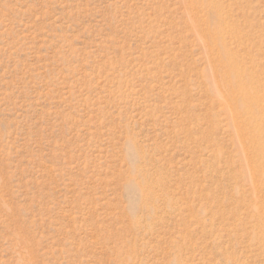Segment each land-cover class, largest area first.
Segmentation results:
<instances>
[{
    "label": "rangeland",
    "instance_id": "rangeland-1",
    "mask_svg": "<svg viewBox=\"0 0 264 264\" xmlns=\"http://www.w3.org/2000/svg\"><path fill=\"white\" fill-rule=\"evenodd\" d=\"M0 264H264V0H0Z\"/></svg>",
    "mask_w": 264,
    "mask_h": 264
},
{
    "label": "bare ground",
    "instance_id": "bare-ground-1",
    "mask_svg": "<svg viewBox=\"0 0 264 264\" xmlns=\"http://www.w3.org/2000/svg\"><path fill=\"white\" fill-rule=\"evenodd\" d=\"M233 68H235V66H233ZM241 90L246 91V90L243 89V88H241ZM250 100H252V101H257V98L254 97V96H250Z\"/></svg>",
    "mask_w": 264,
    "mask_h": 264
}]
</instances>
